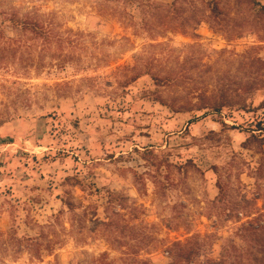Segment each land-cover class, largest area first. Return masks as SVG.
<instances>
[{
  "label": "rangeland",
  "instance_id": "rangeland-1",
  "mask_svg": "<svg viewBox=\"0 0 264 264\" xmlns=\"http://www.w3.org/2000/svg\"><path fill=\"white\" fill-rule=\"evenodd\" d=\"M207 1L0 0V264L264 263V20Z\"/></svg>",
  "mask_w": 264,
  "mask_h": 264
},
{
  "label": "trees",
  "instance_id": "trees-1",
  "mask_svg": "<svg viewBox=\"0 0 264 264\" xmlns=\"http://www.w3.org/2000/svg\"><path fill=\"white\" fill-rule=\"evenodd\" d=\"M233 2L237 6L244 5L246 7H251L250 9L253 10L254 17L258 21L257 23H260L264 20V4H261L256 0H233ZM207 4L209 8V18L211 20L216 22H222L226 19H234V16L230 15L229 12L224 9L222 0H208ZM255 64H257L256 69L263 70V73L259 77L257 71L255 73V76H250L249 79L244 83V87L241 89V94H235L236 96H238V100H240V102H243V105H241V107L245 106L246 104V102L244 101V94H250L254 90L264 88V60L257 58ZM257 86L261 87L259 88ZM200 99L201 103L197 105V110H208L212 114L217 115H221L222 110L225 107H231L235 103H237L233 101L232 93L229 92L228 89H220L218 91V94L216 95H214V93H211L210 95L203 94L200 96ZM259 106L264 107V101L260 103ZM221 123L224 124L223 121H221ZM259 129H262V127H260ZM251 136L253 138H256V135L252 134ZM260 141L261 144H264V137H262ZM258 215L259 216L257 218H254L249 221L246 230L250 232L252 236H256L255 240L262 248V258H264V213H258ZM195 241V243L198 244V241ZM174 246L176 248V252L174 253V260L169 264H224L222 255H220V259L215 260L211 258H206L203 261H199V259H197L198 262H196L193 260L197 258V249L195 251L193 249L190 250L188 246L180 242L175 243Z\"/></svg>",
  "mask_w": 264,
  "mask_h": 264
}]
</instances>
